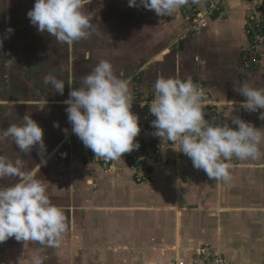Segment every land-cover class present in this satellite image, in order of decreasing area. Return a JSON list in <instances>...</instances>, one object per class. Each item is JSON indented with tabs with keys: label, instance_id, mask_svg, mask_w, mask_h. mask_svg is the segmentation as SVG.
Listing matches in <instances>:
<instances>
[{
	"label": "crops",
	"instance_id": "1",
	"mask_svg": "<svg viewBox=\"0 0 264 264\" xmlns=\"http://www.w3.org/2000/svg\"><path fill=\"white\" fill-rule=\"evenodd\" d=\"M208 1L196 0L202 11ZM34 3L0 0V135L10 124H23L27 114L43 129L45 151L41 154L35 145L24 153L9 137L0 140V155L13 163L21 160L22 170L35 178L71 132L64 103L69 91L84 87L83 78L102 60L129 82L133 99L153 95L149 90L155 92L159 76L190 78L215 104L214 113L203 110L210 124L236 128L231 118L239 117L264 132V119L259 118L264 109H243L246 98L240 94L244 84L264 89V52L258 66L243 62L250 46L247 19L256 0H223V14L186 40L189 25L180 10L160 17L143 6L130 7L128 0H91L83 11L93 16V29L88 38L71 45L31 24L27 13ZM49 75L65 82L67 96L44 82ZM32 84L48 85V98L41 90L33 92ZM173 147L159 142L162 162L155 160L146 169L132 168L124 154L114 160L113 173L98 174L95 189L108 193L114 207L90 205L82 210L90 220L80 221L77 207L69 205L59 249L12 237L0 243V264H34L37 257L43 264H206L215 255L232 264H264V141L259 157L232 158L226 182L209 179ZM17 182L18 177L4 178L0 188Z\"/></svg>",
	"mask_w": 264,
	"mask_h": 264
},
{
	"label": "clouds",
	"instance_id": "2",
	"mask_svg": "<svg viewBox=\"0 0 264 264\" xmlns=\"http://www.w3.org/2000/svg\"><path fill=\"white\" fill-rule=\"evenodd\" d=\"M88 3L91 0H35L27 16L39 32L71 45L88 38L93 29V16L83 11ZM128 3L130 7L154 10L160 17H173L189 0H128ZM7 32L13 29L8 28ZM2 43L0 40V47ZM44 82L64 94L65 82L51 75L46 76ZM82 83L84 87L72 88L64 101L68 105L65 111L72 132L95 158L121 160L123 154L138 150L136 137L141 128L138 115L131 110L134 99L129 82L118 78L111 63L102 60ZM154 88L155 96L149 104V111L155 117L151 122L156 130L153 134L161 138L162 145L171 142L174 150L190 157L193 166L202 169L209 179L230 180V161L234 156L244 160L261 155L259 146L264 141V132L239 117L231 118L236 128L227 123L210 124L202 110L204 94L190 78L181 81L159 76ZM240 94L246 98L241 103L243 109L249 112L264 109V89L244 84ZM47 103L48 100L42 101V107ZM232 108L230 104L224 112L226 118L230 117ZM259 118L264 119V112ZM54 127H59L58 122ZM43 136V129L25 114L23 124H10L0 140L12 138L24 153L39 145L42 154L45 151ZM22 168L21 160L13 163L0 155V180L19 178V182L0 188V243L14 237L16 241H37L59 249L67 228L64 212L51 202L45 183ZM34 264H43V261L37 257Z\"/></svg>",
	"mask_w": 264,
	"mask_h": 264
},
{
	"label": "rangeland",
	"instance_id": "3",
	"mask_svg": "<svg viewBox=\"0 0 264 264\" xmlns=\"http://www.w3.org/2000/svg\"><path fill=\"white\" fill-rule=\"evenodd\" d=\"M19 1L20 0H12V3L15 4ZM31 87L33 88V92L37 93V91L41 90L43 95L48 98V94L50 92V88L48 85L34 84L33 87L32 84ZM152 91V89L149 90L151 94H154L155 92L153 91V93ZM134 92H136V90H134ZM65 95H68L66 88H64V94L62 95V97H65ZM134 101L135 99L133 100V102ZM131 110L132 112H134V114L138 115V117L141 118L139 119V123L141 125L144 124V126L147 127L145 124L146 121L144 119L145 116L144 114H142V109L132 106ZM138 113H140L141 115H139ZM145 127L142 126L141 131L138 135L139 137H136V141H138L141 150L138 148V150L130 152V156L134 161L138 162L140 167H144L146 169L153 166L155 160L156 162L160 161L161 163L162 153L157 147L156 142H159L161 138L156 137L153 134L155 132L153 130L148 133V129L146 130ZM70 131L71 132H69V136L64 139L65 141H61L62 146L60 152L58 154L50 156L48 161L45 162V165L42 166V169L38 173V177H36V179L41 180L45 183L47 190H49L47 191V195L49 196L51 202L54 205L60 207L63 212H65L64 210L69 207V205H75L78 209L77 218L80 219V221H84L85 219L90 220L88 214H85V212L82 211L83 209L89 208L90 205H92L93 208H101V206L114 207L113 205H115V203L110 200L111 197H108V193H106L104 190H95L98 183V181L96 180L98 174H111L114 170H104L100 166V164L93 159L95 158V154L90 149L84 146L77 135L72 132V129ZM142 135H144V138H146L147 143L145 142V140L142 141ZM154 141L156 142V145L152 146V142ZM150 145L152 148H150ZM154 150L158 154L154 153ZM127 156L128 154L126 153V157ZM53 162L55 164H53ZM29 163L30 167H34L31 166V163L33 162ZM94 165H96L97 168ZM49 168H53L54 173H50V175L48 176L46 175V173ZM85 174H89L88 176L92 179L87 178ZM94 211L97 212L98 216L100 215V211ZM95 220L98 221L99 217L96 218L95 216L93 221Z\"/></svg>",
	"mask_w": 264,
	"mask_h": 264
},
{
	"label": "built area",
	"instance_id": "4",
	"mask_svg": "<svg viewBox=\"0 0 264 264\" xmlns=\"http://www.w3.org/2000/svg\"><path fill=\"white\" fill-rule=\"evenodd\" d=\"M256 1L257 3L255 5L254 11L248 17L247 19L248 22L246 26V34L250 39V46H249V50L244 56L243 62L249 68L258 66L260 64L264 52V0H256ZM206 4L207 5L205 6V9L202 11L199 9L197 2H193V0H189V3L180 9L181 18L184 21H186L189 25L188 32L183 36L182 40H186L188 37L196 36L201 32L202 28L205 27L207 20L214 19L220 16L221 14H223L224 12L223 0H209ZM197 87L201 90L200 86L197 85ZM154 96L155 93L153 95L148 96L149 98L148 97L140 98V96L137 95L135 97V101L133 102V106L142 109V114H144L145 116L144 119L146 121L145 124L147 127H145L144 124H142V126L145 127L146 130L148 129V133L151 132L152 130L156 131L152 127V123H151L155 119V117L149 111V104L154 99ZM142 103L144 104L143 107H141ZM214 108H215V104L208 99V96L206 94H204L202 110H206L207 112L214 113L215 112ZM144 140L147 143L146 138H143L142 141ZM156 142L158 147L159 142L158 141ZM156 142L155 141L152 142V146H155ZM150 148H152L151 145ZM139 149L141 150L140 146ZM154 153L158 154L156 151H154ZM127 154L128 156L126 157V153H125V157L129 165L137 170L142 169V167L139 166L138 162L134 161L131 158L130 153ZM93 159L96 162H98L104 170L114 169V160H107L99 157ZM206 264H232V263L226 261L220 255H215L214 259L207 262Z\"/></svg>",
	"mask_w": 264,
	"mask_h": 264
},
{
	"label": "trees",
	"instance_id": "5",
	"mask_svg": "<svg viewBox=\"0 0 264 264\" xmlns=\"http://www.w3.org/2000/svg\"><path fill=\"white\" fill-rule=\"evenodd\" d=\"M155 151V150H154Z\"/></svg>",
	"mask_w": 264,
	"mask_h": 264
}]
</instances>
